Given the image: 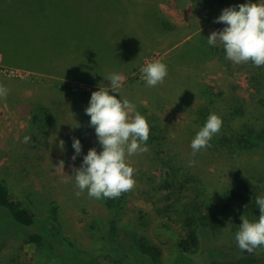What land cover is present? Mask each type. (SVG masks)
<instances>
[{
	"label": "trees",
	"instance_id": "16d2710c",
	"mask_svg": "<svg viewBox=\"0 0 264 264\" xmlns=\"http://www.w3.org/2000/svg\"><path fill=\"white\" fill-rule=\"evenodd\" d=\"M14 1H16L14 4L5 8L4 5H0V54L3 63L22 70L93 85L101 82L88 76H71L52 71V65L41 59V51L47 46L50 48L52 41V32L45 31L43 26L54 30V37L58 35L57 48L64 53H69L67 51L69 45L81 52L88 49L91 37L87 31L88 27L99 29L112 48L117 49L122 63L128 66L125 69L118 67L117 73L128 75L158 48L159 39L173 35L168 47H173L184 40L183 29L172 20V16L181 17L189 13L195 3H202L204 6L240 5L235 3L237 0ZM20 4L23 14L13 13L14 7ZM72 15L77 17V24H74ZM60 35L61 38L69 39L70 43L60 40ZM207 38L208 32L203 30L191 39L183 41L172 51L170 57L172 62L190 68H201L213 60L225 62L227 58L223 46L220 43L211 46ZM79 58L76 56V59ZM243 66L247 68L246 78H249L250 87L254 90L250 97L258 100L259 98L253 95L264 91V83L261 81V77L264 79V66L256 67L251 62L243 63ZM190 90L202 99V103L196 107L192 122L186 126L183 133L180 132L182 135L172 138H167L162 118L153 113L152 98L143 96L140 98L142 103L131 101L136 111L147 119L150 126L147 141L149 151L139 154V159L149 158L148 162L151 163L147 170L138 171L139 182L145 187L142 193L148 200L159 197L164 204L167 203L157 205L155 202L156 212L169 218L174 215L185 230L184 233L173 234L174 247L167 256L160 243L144 234L143 228L141 231L138 229L137 225L143 216L139 217L138 222L135 218H123L127 213L131 190L122 193L119 198L98 200L105 212L95 215L96 218L87 226V235H90L88 244L66 233L58 222L57 206L53 208L51 206L47 214H42L44 211H37L31 199L29 202L13 196L8 183L1 177L0 246L8 234L19 232L26 244L35 245L33 257L35 264H264V247L257 248L252 254L239 249L235 234L242 224L241 219L239 223H233L228 232L223 227L225 211L236 209L237 204L246 207L247 200H251L253 204L247 207L245 217L250 222L259 219L260 211L256 212L259 208L254 200L262 195L260 190L256 192L250 187V181L240 171L234 188L220 194L218 198L220 204H214L216 198L213 196L207 200L203 198L201 203L198 202L203 196L202 180L195 171V166H189L185 162L189 163L195 160V157L180 159L181 154L177 151L179 144L181 145L180 139H184L182 145L184 142H192L210 114L220 115L217 105L225 99L229 90L219 88L213 79L196 81ZM61 92L63 91L54 92L53 97L49 96L44 101L40 99L42 95L39 94L35 101L27 102L23 94L22 96L15 91L11 100L20 117L31 115L30 122L33 127L36 125L35 120L43 122L46 126L48 122L46 118H54V114H59L58 109L61 110L62 107L61 102L59 108L56 107L57 103L50 107L49 99H56ZM243 99L249 101L245 97L241 100L239 98L236 109H228L227 113L220 116L223 121L222 127L211 140L212 143L216 141L215 145L223 147L228 144L238 149H257L260 146L259 141L264 144V116H256L255 112L248 109ZM80 102L84 104L83 101ZM259 102L262 103V100L259 99ZM258 104L262 107L260 103ZM38 112L45 114L41 116L43 117L41 120L37 118ZM236 113L239 114V118L241 116L244 118L236 121V126L233 127L230 123L234 121ZM81 123L86 122L83 120ZM218 137L220 138L217 140ZM198 153H202V150ZM188 190L195 195L192 201H186ZM203 206L207 208L202 209ZM162 225L166 233L171 232L167 221L162 222Z\"/></svg>",
	"mask_w": 264,
	"mask_h": 264
},
{
	"label": "rangeland",
	"instance_id": "374dc122",
	"mask_svg": "<svg viewBox=\"0 0 264 264\" xmlns=\"http://www.w3.org/2000/svg\"><path fill=\"white\" fill-rule=\"evenodd\" d=\"M15 2L14 0H4L0 1V5H4L5 8ZM235 3L264 4V0H237ZM195 7L193 11L191 8L189 13L181 17L172 16V20L181 29H184L183 33L190 32V26L186 24L194 20L210 32L222 30L225 25L214 23V20L219 17L223 9L233 6H204L202 3H195ZM14 8L13 13L23 14L21 4ZM52 18L58 19L57 17ZM72 19L74 24H77V17L72 15ZM58 23L60 24L59 21ZM43 29L52 32V41L51 47L47 46L46 49L42 50L40 56L46 63L52 65V71L71 76H88L92 80L100 81L101 84H86L55 75L11 67L3 63L0 54V85L6 87L9 93L6 98L0 97V177L8 183L13 196L26 199L29 202L31 199L37 211H44L42 214H47L51 206L52 208L57 206V219L66 233L79 239L82 243L89 244L90 235H87V226L96 218L95 215L103 214L105 210L97 199L88 196L87 190L77 196V192L80 190L76 185L74 176H72L74 175L73 167H80L83 156L87 155L89 149L95 148L98 153L102 151L95 129L89 126L90 117L85 114V109L89 106L91 94L94 91H98L100 87H110V82L107 81L109 75L117 73L118 67L125 69L128 66L122 63L117 49L112 48V45L106 41L99 29L95 30L91 26L88 27L87 31L91 36L88 49L81 52L69 45L67 50L69 53H64L60 48H57L59 39L58 35L54 37V30H49L44 26ZM61 36L60 40L70 43L69 39L61 38ZM173 37L172 35L162 40L159 39L158 48L146 59L144 58L146 61L143 60L131 74L117 73L124 77L122 88L118 89L117 93L110 91L109 94L115 95L117 99H127L130 102L138 101L140 103H142L140 98L143 96L152 98L155 108L152 111L162 118L161 121H163L162 125L167 138L182 135L186 126L192 122L196 107L202 103V99L195 96V93L190 90V86L185 84L186 82H203L213 79L219 88L229 90L225 99H222L217 105L220 109L219 113H221L218 115L219 117L227 113L228 109H236L235 106L239 98L241 100L244 97L249 100L243 99L250 111L255 112L256 116H264V91L253 95L261 99L262 103L259 102V99L251 98L250 95L254 93V90L250 87L249 78H246L245 69L247 68L243 66V63L236 64L229 59L223 63L218 60L212 61L203 68L169 70V75L174 77H166V81L170 85L162 87L165 91L158 89L157 86H146L142 79L141 69L149 62L160 61L165 64L167 61H172L170 57L173 47L168 46ZM8 46L10 47V45ZM80 48L82 49L81 46ZM76 56L80 58L76 59ZM105 79H107L106 82H104ZM261 81L264 83L263 77H261ZM177 82L183 84L177 87L181 91L179 95L176 92L177 89L172 88L173 85L176 86ZM15 91H18V94H23L27 102L35 101L39 94L42 95L40 99L44 101L49 96L53 97L54 92L63 91L56 99H49L50 107L57 103V108L62 105L61 110L58 109L59 114H54V118H46L48 121L46 126L43 122L35 120L36 125L33 127L30 122V114L24 118L19 116L16 106L11 100ZM79 96L84 98L81 99ZM80 101H83L84 104H81ZM143 103L145 104V102ZM43 115L45 116V114L38 112L37 118L41 120ZM132 116L133 113H129L130 119ZM243 118V116L239 118V114L236 113L233 118L234 121L230 125L235 127L239 119ZM83 120L86 123L82 124L81 121ZM25 136H30L32 142L24 143L23 138ZM73 137L79 139L82 145V153L75 161L71 159L75 154L72 148ZM60 140L65 142L63 151L59 148ZM180 140L181 145L179 144L177 150L181 154L180 159L194 158L190 147L191 142H184L182 145L184 139ZM215 142L210 141L211 147L202 149V153L195 155L196 163L194 166L196 169H194L200 176L201 185H203V196L199 198L198 202L201 203L203 198L207 200L213 196L217 199H215L214 204H218L220 194L225 191L228 192L237 184L238 171L250 181V187L253 190L256 192L260 190L261 195L264 196L263 142L259 141L260 146L257 149H238L228 144L219 147V145L214 144ZM139 158V154L126 155V161L134 169L135 186L128 196L127 213L123 215V218H135L138 222L139 217L143 216L137 225L138 229L143 228L144 234L160 243L167 256L174 247L173 234L175 232L184 233L185 230L174 215L169 218L167 215L156 212L154 203L157 202V205L164 204L159 197H154L153 200L144 197L142 190L145 187L139 182L140 173L138 171L139 169L147 170L151 163L148 162L149 158ZM60 160L65 162L64 169L56 168ZM185 162L189 164L187 161ZM194 196L193 192L188 190L186 201H192ZM254 203H256L255 200ZM245 204L246 207L237 204L235 206L237 208H232L230 213L225 211L222 220L225 231L228 232L233 223L240 222V217L246 215L247 207L253 202L247 200ZM203 207L202 209L207 208ZM256 212L258 213L259 210ZM164 221L169 223L171 232L166 233L164 231L162 225ZM219 237H221L220 234ZM1 244L0 264H35L33 257L36 247L33 244H26L19 232L8 234Z\"/></svg>",
	"mask_w": 264,
	"mask_h": 264
},
{
	"label": "clouds",
	"instance_id": "9594fccd",
	"mask_svg": "<svg viewBox=\"0 0 264 264\" xmlns=\"http://www.w3.org/2000/svg\"><path fill=\"white\" fill-rule=\"evenodd\" d=\"M214 23L225 27L210 33L207 38L209 45L215 46L219 42L226 52V58L236 64L251 62L256 67L264 66V4L244 3L225 8ZM141 72L148 87L162 84L168 75L167 66L160 61L149 62ZM123 80L120 74H110V87H100L94 91L85 109V114L90 117L89 126L95 129L102 151L98 153L95 148L89 149L80 167H73L72 176L80 190L77 196L87 190L90 198L115 199L132 190L135 186L134 169L126 161V155L149 151L147 141L150 126L147 119L127 99H117L115 95L109 94L110 91L117 93L122 88ZM8 94V89L0 85V97L6 98ZM129 113L134 114L131 119ZM222 124V119L216 114L208 116L191 142L193 157L202 149L211 147L210 141L219 133ZM72 140L75 154L71 159L75 161L82 153V145L79 139L73 137ZM23 142L31 143L32 139L25 136ZM59 148L61 151L65 149L63 140L59 141ZM195 163L193 159L189 166ZM64 166L65 162L60 160L56 168L64 169ZM255 202L260 211L259 219L250 222L242 215V224L235 234L239 249L249 254L264 247V196H257Z\"/></svg>",
	"mask_w": 264,
	"mask_h": 264
},
{
	"label": "crops",
	"instance_id": "0c3cea01",
	"mask_svg": "<svg viewBox=\"0 0 264 264\" xmlns=\"http://www.w3.org/2000/svg\"><path fill=\"white\" fill-rule=\"evenodd\" d=\"M194 8H196L195 7V4L192 6V11L194 10ZM208 10H210V9H208ZM193 22H195V24H193L192 25V23ZM186 25H189L190 26V32H188V33H183V35H184V40L183 41H186V40H188V39H191L196 33H198V32H200V31H203V30H206V27H202L201 25H200V23L198 22V21H192V22H190V23H188V24H186ZM184 28H186V27H184ZM184 30V29H183ZM207 32H208V37H209V35H210V31H208V30H206ZM183 41L182 42H180L179 44H177V45H175V46H173V48H172V50H174L176 47H178V46H180L182 43H183ZM215 60H213V62H214ZM212 62V61H211ZM211 62H208L207 63V65L209 64V63H211ZM165 65L167 66V71H168V75H167V77L169 76V77H174V76H171V75H169V70H179V69H188V68H190V67H188V66H186V65H182V66H180L178 63H174V62H172V61H167L166 63H165ZM204 66H206V64L205 65H203V67ZM203 67H201V68H203ZM187 76V75H186ZM178 77V76H177ZM167 80V78H165V80H164V82ZM177 80H179V79H177ZM183 83H184V81H183ZM186 85H188V86H192L193 84H194V82L193 83H185ZM165 85H170V84H168L167 83V81L165 82V83H162V84H158L157 85V88L158 89H161V90H163V91H165L164 90V88H162V87H164ZM179 85H183V84H181L180 82H177L176 83V86L175 85H173V89H177V87L179 86ZM178 90H179V93H178ZM192 91V90H191ZM176 92H177V94L179 95V94H181V91H180V89H177L176 90ZM193 92V91H192ZM195 93V92H194Z\"/></svg>",
	"mask_w": 264,
	"mask_h": 264
},
{
	"label": "built area",
	"instance_id": "2783aa9c",
	"mask_svg": "<svg viewBox=\"0 0 264 264\" xmlns=\"http://www.w3.org/2000/svg\"><path fill=\"white\" fill-rule=\"evenodd\" d=\"M147 62H149V61H147Z\"/></svg>",
	"mask_w": 264,
	"mask_h": 264
}]
</instances>
